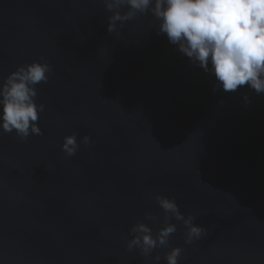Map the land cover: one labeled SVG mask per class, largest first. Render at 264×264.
I'll return each mask as SVG.
<instances>
[{
    "label": "water",
    "instance_id": "water-1",
    "mask_svg": "<svg viewBox=\"0 0 264 264\" xmlns=\"http://www.w3.org/2000/svg\"><path fill=\"white\" fill-rule=\"evenodd\" d=\"M110 14L103 0H0V79L52 67L43 135L0 133V264H150L125 245L160 215L156 193L207 229L186 245L173 221L180 264H264V94L214 92L151 16L109 34ZM73 132L92 143L69 158Z\"/></svg>",
    "mask_w": 264,
    "mask_h": 264
},
{
    "label": "clouds",
    "instance_id": "clouds-1",
    "mask_svg": "<svg viewBox=\"0 0 264 264\" xmlns=\"http://www.w3.org/2000/svg\"><path fill=\"white\" fill-rule=\"evenodd\" d=\"M107 32L119 34L128 21L153 18L158 36H165L190 65L213 80V91L235 93L246 87L264 94V0H103ZM51 65L44 57L25 64L0 79V133L15 135L21 141L42 136L40 114L45 104L38 103L40 84L49 81ZM245 105L251 103L243 95ZM90 145L91 137L80 141L73 132L60 145L66 157H73L80 145ZM160 215L146 210L142 220L131 224L126 250L138 252L150 264H180L183 246H171V237L183 225L184 243L193 245L207 234L195 223L196 216L181 212L175 197L150 194ZM163 252V255L160 253Z\"/></svg>",
    "mask_w": 264,
    "mask_h": 264
}]
</instances>
